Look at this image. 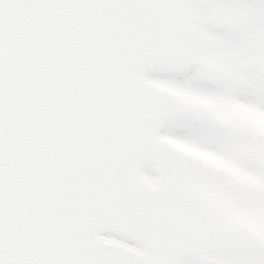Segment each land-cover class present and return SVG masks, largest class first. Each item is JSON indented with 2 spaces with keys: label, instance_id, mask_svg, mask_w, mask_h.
I'll list each match as a JSON object with an SVG mask.
<instances>
[{
  "label": "snow or ice",
  "instance_id": "snow-or-ice-1",
  "mask_svg": "<svg viewBox=\"0 0 264 264\" xmlns=\"http://www.w3.org/2000/svg\"><path fill=\"white\" fill-rule=\"evenodd\" d=\"M249 111L264 0H0V264H264Z\"/></svg>",
  "mask_w": 264,
  "mask_h": 264
},
{
  "label": "rangeland",
  "instance_id": "rangeland-1",
  "mask_svg": "<svg viewBox=\"0 0 264 264\" xmlns=\"http://www.w3.org/2000/svg\"><path fill=\"white\" fill-rule=\"evenodd\" d=\"M201 102L214 104V102H212V101H201ZM242 113H243L242 109L234 108V109H231L228 112H221L220 115H221V118H223V119H230V118H232L233 115H240ZM247 118L250 119V120L258 121L260 123H264V115H261V114H257V113L249 111L247 113ZM192 151L196 155H200V156H203L205 158L212 159V160H214V161H216L217 163H220V164H226L225 161H222L219 158H217L215 156H212V155H210L208 153L199 152L198 150H196L194 148H192Z\"/></svg>",
  "mask_w": 264,
  "mask_h": 264
},
{
  "label": "flooded vegetation",
  "instance_id": "flooded-vegetation-1",
  "mask_svg": "<svg viewBox=\"0 0 264 264\" xmlns=\"http://www.w3.org/2000/svg\"><path fill=\"white\" fill-rule=\"evenodd\" d=\"M182 147H185V146H182Z\"/></svg>",
  "mask_w": 264,
  "mask_h": 264
}]
</instances>
